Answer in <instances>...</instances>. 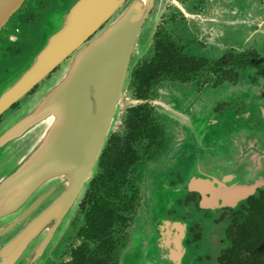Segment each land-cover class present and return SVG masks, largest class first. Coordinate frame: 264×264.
<instances>
[{"label":"flooded vegetation","instance_id":"obj_1","mask_svg":"<svg viewBox=\"0 0 264 264\" xmlns=\"http://www.w3.org/2000/svg\"><path fill=\"white\" fill-rule=\"evenodd\" d=\"M76 1L25 0L13 14L0 31V97L14 68L59 28L51 20ZM136 2L143 8L122 88L126 101L90 176L58 223L39 229L19 249L12 245L19 231L67 182L51 177L17 206L0 209V264H170L162 259L168 246L161 232L169 239L174 222L185 227L180 264H241L233 232L242 233L248 214L252 232H260L264 189L232 207H204L186 181L202 140L190 120H213L228 170L264 174V0H122L86 40ZM36 87L0 110V125ZM28 145V139L0 145V180Z\"/></svg>","mask_w":264,"mask_h":264},{"label":"water","instance_id":"obj_2","mask_svg":"<svg viewBox=\"0 0 264 264\" xmlns=\"http://www.w3.org/2000/svg\"><path fill=\"white\" fill-rule=\"evenodd\" d=\"M24 1L0 0V31ZM121 1L77 0L58 18L59 28L45 39L41 49L4 84L0 110L30 88L38 87L0 125L1 146L29 140L15 170L0 180V209L17 206L51 177H62L67 182L66 189L41 216L19 231L10 246L19 249L28 237L41 228L55 226L67 213L92 172L116 111L126 101L122 88L138 42L143 4L136 2L120 11L86 40L114 15ZM188 123L201 131L202 140L186 185L201 195L202 206L232 207L258 188L264 189V174L227 169L222 143L211 123ZM171 230L167 240L161 232L162 244L168 246L162 259L180 264L185 227L174 222ZM2 264H8V260Z\"/></svg>","mask_w":264,"mask_h":264},{"label":"trees","instance_id":"obj_3","mask_svg":"<svg viewBox=\"0 0 264 264\" xmlns=\"http://www.w3.org/2000/svg\"><path fill=\"white\" fill-rule=\"evenodd\" d=\"M258 198L263 199L261 207H256L258 211L261 209L256 219L259 222L260 232L258 234L252 232L250 214L243 221L242 233L237 235L233 232L231 246L235 249L233 253L241 257V262H239L241 264H264V192H261Z\"/></svg>","mask_w":264,"mask_h":264},{"label":"rangeland","instance_id":"obj_4","mask_svg":"<svg viewBox=\"0 0 264 264\" xmlns=\"http://www.w3.org/2000/svg\"><path fill=\"white\" fill-rule=\"evenodd\" d=\"M44 1H45V0H44ZM46 1H47V0H46ZM32 11H35V8H34ZM37 11H38V10H37ZM37 11H35V12H37ZM56 18H57V17H56ZM12 19H13V15H12L11 18L9 19L7 25H9V24L11 23V20H12ZM49 20H50V18H49ZM51 22H52V23H57V24H59V22H58L57 19H55L54 21L51 20ZM3 29H4V28H3ZM3 29H2V31H3ZM24 37L27 39L28 34H25ZM29 60H30V59H29ZM29 60H28V61H29ZM28 61H27V62H28ZM27 62H26V63H27ZM17 70H20V68H19V69H18V68H17V69L14 68V70L12 71V76L16 74ZM209 118H210V117H209ZM204 121H205V123H206V122H207V123L210 122V123L213 124V120H212V119H206V120H204ZM202 127H204V124L202 125ZM178 145H179V144H178Z\"/></svg>","mask_w":264,"mask_h":264}]
</instances>
